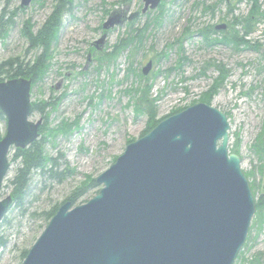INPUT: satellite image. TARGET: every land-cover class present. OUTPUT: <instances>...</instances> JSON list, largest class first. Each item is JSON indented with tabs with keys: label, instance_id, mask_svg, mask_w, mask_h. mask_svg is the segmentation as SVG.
<instances>
[{
	"label": "rangeland",
	"instance_id": "rangeland-1",
	"mask_svg": "<svg viewBox=\"0 0 264 264\" xmlns=\"http://www.w3.org/2000/svg\"><path fill=\"white\" fill-rule=\"evenodd\" d=\"M60 1L31 0L22 8L21 0H0V63L11 59L33 63L43 55L45 49L30 47L23 32L36 33ZM252 2L162 0L143 12V0H63L64 15L50 45L49 70L30 91L32 103L43 108L49 103L45 114L36 111L31 120H42L37 140L52 158L48 168L54 164L60 179L37 172L27 193L17 202L11 200L0 222L5 241L0 245V264H22L24 251L28 253L40 237L55 215L52 212L84 183L96 180L154 122L201 102L218 107L228 117L229 150L240 156L255 196L256 212L234 264H264V222L260 225L256 216V203L260 197L264 200V154L257 149L264 130V15L250 16L255 10L263 12L264 0ZM113 12L124 20L104 30ZM222 23L226 30L217 31L215 26ZM131 33L138 39L128 45ZM103 35V43L95 46ZM204 35L211 37L204 40ZM233 35L249 43H222L223 37ZM120 40L122 46L113 53ZM149 61L152 68L143 75ZM222 76L225 79L212 90ZM142 87H148V103L145 100L142 106L147 103L156 112L152 119L147 107L134 110L139 97L135 90ZM42 127L70 130L43 136ZM6 129L3 117L0 136ZM14 153L15 148L8 155L10 166L0 199L11 196L10 181L21 165L20 159H13ZM100 188H86L76 205L93 198Z\"/></svg>",
	"mask_w": 264,
	"mask_h": 264
},
{
	"label": "water",
	"instance_id": "water-1",
	"mask_svg": "<svg viewBox=\"0 0 264 264\" xmlns=\"http://www.w3.org/2000/svg\"><path fill=\"white\" fill-rule=\"evenodd\" d=\"M143 1L146 12L162 0ZM120 23L113 12L103 28ZM151 68L149 61L143 75ZM31 87L24 77L0 82L7 126L0 191L11 149H25L40 135L42 120H31ZM229 127L224 111L205 102L168 115L96 177L101 188L93 198L61 205L22 264H234L256 205L241 158L229 150ZM11 200L0 199V222Z\"/></svg>",
	"mask_w": 264,
	"mask_h": 264
},
{
	"label": "trees",
	"instance_id": "trees-1",
	"mask_svg": "<svg viewBox=\"0 0 264 264\" xmlns=\"http://www.w3.org/2000/svg\"><path fill=\"white\" fill-rule=\"evenodd\" d=\"M258 3V0H253L252 3ZM255 7V6H254ZM257 7V6H256ZM64 9H65V4H63V0L60 1V3L52 10V13L50 15V17L42 24V27L36 32L33 33L32 31L29 32V30H25L23 33L26 35V37L28 38L29 42H30V47L34 46V47H42L45 49L43 55L37 56L35 59V61H33V63H23V62H19L18 59H11L10 61L7 62H3L0 63V81L7 79H11V78H27L30 79L31 81H33V83H36L37 81H39V79H42L44 77V75L47 73L48 66H49V57H50V45L52 44V42H54V40L57 39V34L58 31L60 29L61 26V20L62 17L64 15ZM252 15H257V16H263L264 15V10L263 12L259 13V10H255L252 11V13L250 14L251 18ZM251 21V19L246 20ZM27 26H29L27 24ZM246 27H248V25H246ZM246 33L248 32L247 30L245 31ZM1 36V35H0ZM234 37H231L229 39L223 37L224 40H222V43L225 44H231V42H233L236 46L242 44V43H249L246 39L242 38H235V35H233ZM129 44H131L130 41H134L135 39H138L137 35H134L133 33H131L129 36ZM208 36L204 35V40H207ZM123 40H120L118 42V45H122ZM118 47L115 46L113 49V53H116L118 51ZM116 51V52H115ZM221 73H224L223 70H221ZM5 74L6 77H2V75ZM225 79V76H222L220 79H217L214 82V87L212 90L217 89L218 86H220V82H222ZM147 89L148 87L143 90L142 89L138 92V90H135L136 95H139V97L136 100V104L134 106V110H136V112H141L143 110H145L144 108L147 107L148 111L151 112V119L155 117V111L153 109L152 106L148 105V99L147 98ZM210 99V98H208ZM147 101L145 107L142 106V103H144V101ZM154 101V100H153ZM152 102V101H151ZM49 103L46 102L45 107H41V103L39 102H34V112H39V113H44V109L46 108V106ZM45 114V113H44ZM47 114V113H46ZM48 116V114H47ZM46 116V117H47ZM5 118V116L2 114V112L0 111V120L2 118ZM159 121L154 122V124L151 125V127L147 130H151L153 127H155V125H157ZM67 125V124H65ZM55 129H46V127H42L41 128V132L42 135H52L53 132L54 133H58V132H62V133H68L69 130L65 131L63 128H58V130L53 131ZM47 132V133H46ZM44 133H46L44 135ZM261 141L260 144L258 145V154L263 153L264 154V130H263V134H261ZM0 139H2V136H0ZM44 143H42V141H38L36 140L35 142H33L31 145H29L27 148L25 149H20V148H15V153L13 156V159H20V167L17 169L18 172L15 175V178L13 180H11L10 182L13 185V191L11 194L12 197V201L13 202H17L18 200H20L27 192V188L30 184V179L34 174H37V172H39L42 175H47L49 177H52L54 179H60L59 175H57L54 172V164L53 167H49V165L52 164V158L48 157L45 154V147H44ZM70 173L73 172V170H69ZM249 175V174H248ZM94 186H97V182L96 180H89L87 183H84L82 185V187L78 188V190L74 193V195H72L71 197L68 198L69 201L73 202V204H77L78 200L80 199V197L83 196V194L85 192H87L86 188H93ZM259 202H257V213L256 216L259 217V224L261 225V223L264 222V200L263 197H260ZM56 210L52 212V216L55 214ZM0 245L4 246L5 245V241L3 240V238L0 237ZM24 257L27 255V251H24L23 253ZM23 257V258H24ZM258 262H256L257 264ZM248 264H254V262L252 263H248Z\"/></svg>",
	"mask_w": 264,
	"mask_h": 264
},
{
	"label": "bare ground",
	"instance_id": "bare-ground-1",
	"mask_svg": "<svg viewBox=\"0 0 264 264\" xmlns=\"http://www.w3.org/2000/svg\"><path fill=\"white\" fill-rule=\"evenodd\" d=\"M110 15H111V14H110ZM123 20H124V19L122 18V21H123ZM222 24H223V23H222ZM222 24H220V25H222ZM223 25H225V24H223ZM209 37H211V36H209ZM209 37H208V39H209ZM213 37H214V36H213ZM208 39H207V40H208ZM211 40H212V39H211ZM214 42H217V41L214 40ZM116 46H117L118 48H120L122 45H121V46H120V45H116ZM218 100H219V97L216 98V101H218ZM97 185H99V184H97Z\"/></svg>",
	"mask_w": 264,
	"mask_h": 264
},
{
	"label": "flooded vegetation",
	"instance_id": "flooded-vegetation-1",
	"mask_svg": "<svg viewBox=\"0 0 264 264\" xmlns=\"http://www.w3.org/2000/svg\"><path fill=\"white\" fill-rule=\"evenodd\" d=\"M219 25H220V24H219ZM219 25H216V26H215V29H216V27L219 26ZM216 30H217V29H216ZM220 30H221V29H220ZM220 30H217V31H220Z\"/></svg>",
	"mask_w": 264,
	"mask_h": 264
}]
</instances>
